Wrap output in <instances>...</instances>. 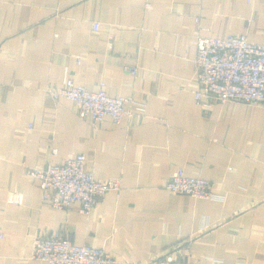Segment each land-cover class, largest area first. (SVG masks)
<instances>
[{
	"label": "crops",
	"instance_id": "0c3cea01",
	"mask_svg": "<svg viewBox=\"0 0 264 264\" xmlns=\"http://www.w3.org/2000/svg\"><path fill=\"white\" fill-rule=\"evenodd\" d=\"M241 33L264 44V0H0V264H49L30 253L55 231L115 264L167 251L264 264V104L194 98L196 37ZM70 77L145 108L94 122L47 92ZM77 153L98 179L121 183L89 213L43 201L28 172ZM180 167L214 181L216 197L170 191Z\"/></svg>",
	"mask_w": 264,
	"mask_h": 264
},
{
	"label": "built area",
	"instance_id": "2783aa9c",
	"mask_svg": "<svg viewBox=\"0 0 264 264\" xmlns=\"http://www.w3.org/2000/svg\"><path fill=\"white\" fill-rule=\"evenodd\" d=\"M100 23L93 22L98 29ZM195 43L197 52L194 67L199 81L195 90L197 103L242 101L264 104V44L251 41L246 34H228L224 37L199 34ZM136 74V66L126 67ZM47 92L54 98L72 100L82 117L91 116L94 122L110 117L116 123L131 117L135 110L143 111L144 104L133 95L114 96L104 83L96 89L78 84L70 77L62 85H50ZM42 189V199L54 207L65 208L80 204L89 213L109 191H119V179H98L86 168V156L77 153L64 162L43 167H28ZM174 193L190 194L198 198H215L214 181L201 176L188 175L184 168L174 170L167 182ZM9 201L21 203V193H11ZM30 257L49 264H115L114 256L103 247L77 244L63 231L47 236H36ZM146 264H194L174 251H167Z\"/></svg>",
	"mask_w": 264,
	"mask_h": 264
}]
</instances>
